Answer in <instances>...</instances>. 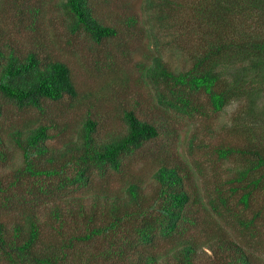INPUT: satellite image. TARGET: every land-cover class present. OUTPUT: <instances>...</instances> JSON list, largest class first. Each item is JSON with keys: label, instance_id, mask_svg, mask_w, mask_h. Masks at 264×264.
<instances>
[{"label": "trees", "instance_id": "trees-1", "mask_svg": "<svg viewBox=\"0 0 264 264\" xmlns=\"http://www.w3.org/2000/svg\"><path fill=\"white\" fill-rule=\"evenodd\" d=\"M94 1L64 0L62 7L74 33L84 31L100 43L118 31L100 23ZM192 12L202 20L205 49H198L190 68L181 72L155 57L143 81H150L152 108L165 122L173 114L192 120L239 103L229 138L214 145L213 158L205 160H189L184 153L212 146L199 126L182 153L175 135L145 156L148 143L166 129L167 135L177 129L141 119L135 110L124 112L121 134L101 141L93 102L102 101L109 86L80 91L68 63L3 38L0 22V161L12 156L4 150L7 145L21 152L23 168L11 186L21 189L26 182L29 193L28 199L16 197L24 217L12 230L0 220V257L8 264H259L264 252V0H197ZM85 104L93 107L80 124L61 110L46 118L49 107ZM4 105L19 113L9 117ZM37 113L44 116L36 118ZM54 130L68 137L60 147L51 143ZM225 162L233 166L223 167ZM146 167L152 170V190L141 179ZM208 173L212 186L200 187L197 180L203 184ZM114 176L121 178L119 185ZM70 199L75 205L66 213L63 204ZM49 222L53 233L45 240ZM234 230L238 238L232 237ZM205 249L211 252L206 259Z\"/></svg>", "mask_w": 264, "mask_h": 264}, {"label": "rangeland", "instance_id": "rangeland-1", "mask_svg": "<svg viewBox=\"0 0 264 264\" xmlns=\"http://www.w3.org/2000/svg\"><path fill=\"white\" fill-rule=\"evenodd\" d=\"M63 2L64 0H0V22L4 23L2 28L5 32L3 38L8 37L10 40L12 38V42L17 43L18 46L23 44L22 48L31 47L33 50L36 48L38 51L42 50L44 55L68 63L74 71L80 91L87 87L100 90L106 85L109 86L100 96L103 97L102 101L93 102L95 106L92 111L93 119L97 122L98 138L101 141L111 140L124 131L123 115L129 110H135L138 117L149 122H165L160 118H164V115L152 108L153 96L149 86L150 81L144 82L143 76L153 65L155 57H161L172 71L181 72L190 68L194 61L193 56L198 49L199 52L205 49L202 20L200 18L196 21L192 12V7L197 0H95L93 2L95 15L100 23L118 31L116 37L100 43L84 31L78 33L72 31V21L63 10ZM38 9L40 14L36 15L35 10ZM131 20H135L136 23L130 25ZM21 52L26 51L21 50ZM227 71L232 72V68H228ZM85 106L49 107L46 118L52 119L51 110L55 115H58V111L61 110V114L67 115L75 123L80 124L89 116L88 108L93 107L90 104ZM4 108L9 117H15L19 113L13 105H4ZM240 112L241 106L238 102H234L222 112L213 113L207 117L182 120L173 116L174 114L170 115L171 119L164 124L166 127L172 125L174 130L177 129L175 133L167 135V129L164 130L158 140L146 145L143 152L145 156L150 155V151L173 141L174 136L179 135L182 141L179 151L182 153L194 126H199L200 134L205 136L203 140L206 143L212 142V146L209 149L195 148L192 155L191 152H187L188 149L184 153L186 152L189 160L191 158L205 160L206 156L213 158L214 145L219 147L220 143L229 138L228 130L232 129ZM43 116L40 113L36 114V118ZM207 131L211 133L207 134ZM52 132L57 134V137L51 141L53 146L60 147L59 142L68 138L60 137L57 130ZM4 150L10 152L9 155L12 156L5 162L0 161V182L2 183L0 220L9 230H12L24 217V210L21 206H17L19 203L17 199L21 201L23 196L28 199L29 193L25 191L26 182L19 185L22 190L11 186L16 181V173L23 168L21 152L15 151L10 145H7ZM135 157L139 159L137 155ZM226 166L232 167L233 163L225 162L223 167ZM145 170L141 179L144 186L147 188L150 186L152 190L155 182L149 178L150 168L146 167ZM151 171L150 174H152ZM210 175L208 173L206 179H203V184L201 179L196 183L200 187L212 186ZM113 179L115 185L121 183L120 177L114 176ZM101 183L97 177L95 186L98 187ZM87 191H91L90 188ZM86 195L89 196L90 193ZM89 200L86 201L87 204L92 203ZM73 205L75 203L72 199L66 200L63 210L67 213V209ZM40 207L43 208V206ZM52 224L54 223L49 222L48 225H44L45 240L50 239L53 233ZM68 228L70 232L75 230H72L73 222L68 224ZM238 233L235 231L232 237L238 238ZM202 254L206 259L211 252L205 249ZM212 261L215 260L212 259ZM258 261L259 264H264V252ZM0 264H8V262L0 257Z\"/></svg>", "mask_w": 264, "mask_h": 264}]
</instances>
